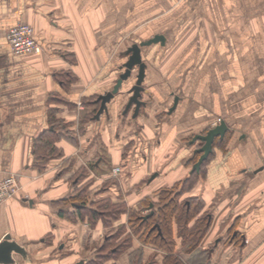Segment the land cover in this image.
<instances>
[{"label": "crops", "instance_id": "obj_1", "mask_svg": "<svg viewBox=\"0 0 264 264\" xmlns=\"http://www.w3.org/2000/svg\"><path fill=\"white\" fill-rule=\"evenodd\" d=\"M19 20L41 53H13L7 31ZM157 34L164 42L142 48L138 115L125 110L136 69L96 116L127 48ZM218 117L229 130L186 193L211 218L191 251L174 223L176 253L186 264H264V0H0V179L20 183L0 204V264H165L128 213L93 216L104 201L136 207L185 180L203 144L193 137ZM54 128L59 152L41 168L34 146Z\"/></svg>", "mask_w": 264, "mask_h": 264}, {"label": "trees", "instance_id": "obj_2", "mask_svg": "<svg viewBox=\"0 0 264 264\" xmlns=\"http://www.w3.org/2000/svg\"><path fill=\"white\" fill-rule=\"evenodd\" d=\"M97 102L99 101L97 100ZM60 134L54 128L43 134L36 142L34 146L36 157L40 161L42 159L38 164L39 167L43 168L52 154L59 152V149L55 146V141ZM224 141H221V143ZM46 150L49 152L46 153ZM199 156L200 153L196 152L195 156L190 159L189 164L195 163ZM203 165L199 171L192 170L185 180L175 183L173 187H163L157 201L152 196H146L139 201L136 207L131 208L126 207L124 204L113 205L104 201L105 207L103 209L99 207L100 209L95 211L96 214L93 218L97 219L99 216L107 218L110 217V214L113 216L112 218H117L123 213H128L133 232L140 234L141 238L147 243L167 252L165 264H186L176 253V235L181 238L183 248L186 251H191L201 243L211 218V214L208 215L207 212L202 211L203 203L200 197L186 196V193L193 190L200 181ZM84 195L83 190L81 194L76 195L77 202L82 204V209L89 210L90 208L86 207L87 198ZM152 203L156 206L154 214L144 218L141 210L149 208ZM116 206H121V208ZM78 210L81 211V208ZM80 213L84 215L85 212L81 211ZM193 220L194 223L191 225L190 223ZM174 223H176V235L174 233Z\"/></svg>", "mask_w": 264, "mask_h": 264}, {"label": "water", "instance_id": "obj_3", "mask_svg": "<svg viewBox=\"0 0 264 264\" xmlns=\"http://www.w3.org/2000/svg\"><path fill=\"white\" fill-rule=\"evenodd\" d=\"M162 41L164 42V36L157 34L154 37L147 39L142 42H135L130 45L125 54L128 56L126 61L124 62L122 68L123 71L119 75L116 83L113 85L112 89L107 91L106 93L100 94L98 97V101H101V106L97 112L96 116H99L105 109H107V103L111 101L115 95L121 90L125 82H128L129 79L133 76L134 70L137 69L136 72V80L132 84V86L128 90L129 99L126 103L125 110H129L132 106H134V116L136 117L140 111L142 105H144L145 101L142 99L143 91H144V80L146 76V68L147 64L143 60L142 48L144 46L150 45L153 42ZM177 100H175L176 106ZM229 130V125L225 121H221L218 124L212 125L204 134H197L193 137V141L200 140L203 144L197 148V152L200 153L198 160L194 163L192 170L199 171L203 162L209 158L210 154L214 149V141L216 137L224 138L225 134ZM154 209L150 211V213L144 215V218H148L152 214H154ZM82 260L80 263L83 264Z\"/></svg>", "mask_w": 264, "mask_h": 264}, {"label": "built area", "instance_id": "obj_4", "mask_svg": "<svg viewBox=\"0 0 264 264\" xmlns=\"http://www.w3.org/2000/svg\"><path fill=\"white\" fill-rule=\"evenodd\" d=\"M7 39L11 44L13 53L17 55L43 51L41 43L35 37L34 27L25 21L19 20L13 24L7 31ZM222 120V117H218L214 124ZM19 189L18 174L7 173L0 179V204L16 197Z\"/></svg>", "mask_w": 264, "mask_h": 264}]
</instances>
